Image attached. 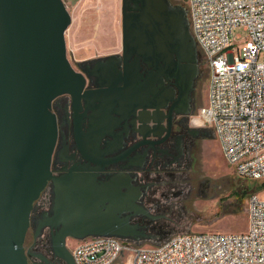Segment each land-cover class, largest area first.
I'll use <instances>...</instances> for the list:
<instances>
[{
    "label": "flooded vegetation",
    "instance_id": "flooded-vegetation-1",
    "mask_svg": "<svg viewBox=\"0 0 264 264\" xmlns=\"http://www.w3.org/2000/svg\"><path fill=\"white\" fill-rule=\"evenodd\" d=\"M95 1L92 26L86 25L92 18L84 15L87 10L77 16L65 6L71 19L67 31H73L68 36L69 53L65 38L67 59L85 85L78 101L63 95L52 103L57 140L50 169L56 179L70 177L72 197L94 194L117 181L118 200L127 207L121 218L137 226L139 234L112 237L147 241L163 233L166 221L155 194L164 188V176L180 169L186 141H195L197 130L190 125H197L191 117L200 105L202 63L191 34L190 46L167 41L146 0H118L113 23L111 12ZM162 1L168 9L163 17L188 24L186 10L183 14L173 0ZM101 19L109 25L100 26ZM134 112L140 122L133 120ZM58 199V188L49 182L33 204L24 241L31 263L65 264L51 247L59 229L45 227L55 216ZM66 249L71 254L67 244Z\"/></svg>",
    "mask_w": 264,
    "mask_h": 264
},
{
    "label": "water",
    "instance_id": "water-1",
    "mask_svg": "<svg viewBox=\"0 0 264 264\" xmlns=\"http://www.w3.org/2000/svg\"><path fill=\"white\" fill-rule=\"evenodd\" d=\"M146 2L167 41L189 45L188 24L163 17L168 9L162 0ZM70 23L63 0H0V264H35L29 262L24 241L33 204L49 182L58 188L59 199L45 227L59 229L51 247L65 264H74L67 237L82 241L139 234L137 226L121 218L127 207L118 200L117 181L94 194L72 197L70 177L56 179L50 169L57 140L52 103L63 95L78 101L85 85L67 59ZM157 44L163 45L160 40ZM132 118L140 122L136 112ZM37 258L46 262L43 256Z\"/></svg>",
    "mask_w": 264,
    "mask_h": 264
},
{
    "label": "built area",
    "instance_id": "built-area-1",
    "mask_svg": "<svg viewBox=\"0 0 264 264\" xmlns=\"http://www.w3.org/2000/svg\"><path fill=\"white\" fill-rule=\"evenodd\" d=\"M190 34L209 71L207 100L195 122L210 127L237 177L264 180V0H185ZM235 28L244 45H232ZM238 235H175L149 249L114 237L77 241L74 264H264V200L248 204Z\"/></svg>",
    "mask_w": 264,
    "mask_h": 264
},
{
    "label": "rangeland",
    "instance_id": "rangeland-1",
    "mask_svg": "<svg viewBox=\"0 0 264 264\" xmlns=\"http://www.w3.org/2000/svg\"><path fill=\"white\" fill-rule=\"evenodd\" d=\"M185 0H173L175 4L184 8ZM92 2L95 0H76L65 3L71 14L75 10L77 16L87 10L88 26L94 25ZM99 4L106 6L103 11H110L111 23L115 21L118 9V0H99ZM77 6V8H76ZM101 6V10H102ZM105 11V12H106ZM102 15V14H101ZM98 22L100 26H108L109 21ZM117 20V19H116ZM72 30L66 32L67 53L71 45L68 36ZM246 33L241 28H235L231 35L232 45L241 48L245 42ZM202 82L199 86L201 100L192 119L198 116L199 108L207 100L209 71L201 54ZM264 62V57H259ZM197 130L195 141L191 144L186 141V151L180 169L167 173L164 177L165 186L157 192L156 198L163 210L166 221L162 223L163 233L154 239L134 242L145 249L152 248L175 235L189 233H212L218 235H238L245 233L248 228V204L252 196L258 195L264 200V180L251 182L237 177L234 170L225 160L220 141L212 128L191 124ZM78 242H66L72 251ZM129 253H125L116 264H126Z\"/></svg>",
    "mask_w": 264,
    "mask_h": 264
},
{
    "label": "crops",
    "instance_id": "crops-1",
    "mask_svg": "<svg viewBox=\"0 0 264 264\" xmlns=\"http://www.w3.org/2000/svg\"><path fill=\"white\" fill-rule=\"evenodd\" d=\"M106 39V37H104Z\"/></svg>",
    "mask_w": 264,
    "mask_h": 264
}]
</instances>
